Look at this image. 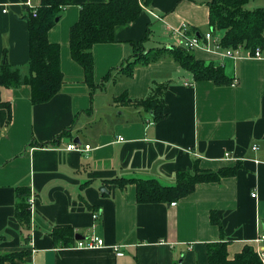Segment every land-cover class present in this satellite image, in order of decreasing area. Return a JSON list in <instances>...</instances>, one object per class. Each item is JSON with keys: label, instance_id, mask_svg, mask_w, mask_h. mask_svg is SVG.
<instances>
[{"label": "crops", "instance_id": "crops-1", "mask_svg": "<svg viewBox=\"0 0 264 264\" xmlns=\"http://www.w3.org/2000/svg\"><path fill=\"white\" fill-rule=\"evenodd\" d=\"M72 1L48 36L61 46L65 81L60 94L35 105L27 86L0 88V104L11 106L10 119L8 109L0 108V254L29 253L14 264H209L206 245L221 239L212 212L223 223L230 258L253 245L264 234V58H227L213 43L193 52L199 60L223 66L233 82L238 80L234 87L195 82L170 57L125 75L121 66L148 26V50L178 45L175 30L183 25L190 34L210 30L211 0H153L137 21L116 27L114 44L94 47L95 84L109 73L111 78L92 91L71 58L70 28L82 5L108 0ZM40 5L41 0H0V65L6 52L12 66L27 67L29 31L23 16ZM161 84L168 89L167 118L160 123L142 107L116 104L123 96L144 100ZM65 130L70 133L61 137ZM76 138L84 152L67 150ZM194 161L203 171L242 167L235 177L197 185L176 205L140 204L136 185L122 189L108 183L137 177L174 185ZM19 187L31 191L28 232L15 219ZM63 228L75 235L70 247H58L52 239L51 232ZM93 236L105 246L77 248L78 241Z\"/></svg>", "mask_w": 264, "mask_h": 264}, {"label": "trees", "instance_id": "trees-1", "mask_svg": "<svg viewBox=\"0 0 264 264\" xmlns=\"http://www.w3.org/2000/svg\"><path fill=\"white\" fill-rule=\"evenodd\" d=\"M153 0H108L101 3H86L81 6L78 21L70 28L71 58L77 62L85 73V82L92 91L102 89L103 83L111 78V73L103 77L102 84H95V58L93 50L97 45L114 44L116 42V27L127 26L137 21L143 14V7H148ZM254 0H211L207 6L209 13V26L214 34L222 32L220 46L224 50H236L242 48L250 54L256 50L264 53V8L257 10L245 9L246 4ZM73 4L72 0H41L37 10V17L29 9L23 16L29 31L30 56L26 68L12 66L7 53H4L0 65V88L16 89L27 86L31 89L32 104H45L60 94L65 81V75L61 69V46L49 41V32L62 18L64 9ZM148 26L145 38L134 43V53L131 59L124 61L121 72L132 77L133 70L137 66H146L161 61L164 58H172L183 70L193 75L195 82L209 81L217 86H233L223 66L215 67L212 63L197 59L193 51L183 46L175 45L161 47L160 49H146L145 44L150 38ZM202 34L199 33L198 36ZM168 85H158L152 88L150 95L144 100L131 101L126 96L115 99L116 104H130L142 107L151 115L154 123H160L167 118L164 95ZM8 109L11 117V106L6 102L0 104V108ZM65 130L61 137L68 135ZM60 137V138H61ZM58 138L57 141L60 139ZM56 141L46 143L43 146L53 145ZM241 164L232 168H222L219 172L203 171L199 161H194L191 171L180 172L176 176L174 185H163L157 179L149 178H125L108 181L119 188L125 189L129 185H136L137 202L140 204H165L177 203L180 199L192 195L197 185L208 183H220L223 178L235 177ZM15 219L21 225V229L29 231L31 228V206L29 199L31 191L26 187L16 190ZM211 223L216 225L221 232V239L209 242L206 245V254L209 264H264L256 253L253 245H246L239 254L229 257L226 240V232L221 219L212 212ZM54 244L58 247H70L74 242V233L71 229H55L51 232ZM30 236L26 237V241ZM27 251L20 253L0 254V264H14L28 256Z\"/></svg>", "mask_w": 264, "mask_h": 264}, {"label": "built area", "instance_id": "built-area-1", "mask_svg": "<svg viewBox=\"0 0 264 264\" xmlns=\"http://www.w3.org/2000/svg\"><path fill=\"white\" fill-rule=\"evenodd\" d=\"M32 7V6H31ZM6 12V11H5ZM32 14L34 17H37V10L32 9ZM199 33H191L189 32V27L186 25H183L181 29L175 30V35L177 37L178 45L183 46L186 48L188 51L191 50H196L198 48H208V45L210 43H213V45L218 49L220 48V41L219 38L215 37V34L212 29H210L207 33H204L201 36H198ZM224 57L231 58V59H240V58H256V59H262L264 58V53L263 51L256 50L255 53L250 54L249 52L243 51L242 48L236 49V50H224L222 53ZM233 87L238 85V80H234L233 82ZM188 85V84H186ZM120 140H123L122 138ZM91 146H86L85 151H90ZM254 151L258 150V145H254L252 147ZM68 151H73V152H84V150L79 146L78 144H70L67 147ZM228 154H226L227 156ZM253 198L257 197L256 193L252 194ZM29 203H32V200L30 199ZM172 205H176L173 203ZM101 212L98 211L97 213L93 214V218L95 220L99 219ZM254 246L256 249V253L258 254L259 257H261L263 263H264V234L259 235L254 241ZM77 248H86V249H93V248H102L105 246L104 241L96 236H93L87 241H78L77 242ZM118 251V249H115ZM124 255V253L119 252L118 256Z\"/></svg>", "mask_w": 264, "mask_h": 264}, {"label": "rangeland", "instance_id": "rangeland-1", "mask_svg": "<svg viewBox=\"0 0 264 264\" xmlns=\"http://www.w3.org/2000/svg\"><path fill=\"white\" fill-rule=\"evenodd\" d=\"M264 8V0H254V1H250L248 4H246L245 9L247 10H257V9H261ZM206 29H208V27H206ZM221 35H223L222 32H220ZM159 36V35H157ZM152 38V36H151ZM154 41H157L156 38H153ZM157 48H160L159 46H156ZM181 261V260H180Z\"/></svg>", "mask_w": 264, "mask_h": 264}, {"label": "water", "instance_id": "water-1", "mask_svg": "<svg viewBox=\"0 0 264 264\" xmlns=\"http://www.w3.org/2000/svg\"><path fill=\"white\" fill-rule=\"evenodd\" d=\"M73 143H80V140H79V138H76L75 140H74V142ZM101 192H106V189L105 188H101ZM76 239L77 240H83V237L81 236V235H78L77 237H76ZM182 261V260H181Z\"/></svg>", "mask_w": 264, "mask_h": 264}, {"label": "bare ground", "instance_id": "bare-ground-1", "mask_svg": "<svg viewBox=\"0 0 264 264\" xmlns=\"http://www.w3.org/2000/svg\"><path fill=\"white\" fill-rule=\"evenodd\" d=\"M34 7H31V9H33ZM35 9V8H34ZM215 37L216 38H219V40L221 39L219 36L217 37L216 35H215ZM221 42V41H220ZM219 49H223V48H221V46H220V48ZM195 50H193V52H194ZM235 80V79H234ZM239 84V83H238Z\"/></svg>", "mask_w": 264, "mask_h": 264}]
</instances>
